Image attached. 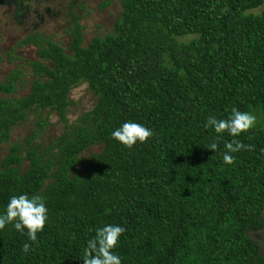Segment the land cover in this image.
<instances>
[{
  "label": "trees",
  "instance_id": "obj_1",
  "mask_svg": "<svg viewBox=\"0 0 264 264\" xmlns=\"http://www.w3.org/2000/svg\"><path fill=\"white\" fill-rule=\"evenodd\" d=\"M77 20L65 47L38 32L20 41L41 59L24 96L8 97L21 70L0 81V144L37 114L0 161V214L21 194L48 209L35 243L27 229L0 230V264H83L107 224L126 229L113 250L122 264H264L250 233L264 230V0H120L110 32L85 44ZM82 84L96 101L71 124L70 92ZM233 107L256 127L239 137L204 127ZM51 115L63 130L44 144ZM127 121L154 135L125 147L111 133ZM233 139L254 147L227 165ZM92 146L100 150L84 155Z\"/></svg>",
  "mask_w": 264,
  "mask_h": 264
},
{
  "label": "rangeland",
  "instance_id": "obj_2",
  "mask_svg": "<svg viewBox=\"0 0 264 264\" xmlns=\"http://www.w3.org/2000/svg\"><path fill=\"white\" fill-rule=\"evenodd\" d=\"M105 0H31L28 2L29 12L22 5L17 6L9 1H0V81L15 69L22 71L16 83L18 92L8 97H21L28 92L33 72L30 63L40 61L38 48L32 44H20L27 35L38 32L49 37L53 42L67 46L69 32L73 27L72 17H78L77 22L82 26L83 44L92 37L103 36L110 32L116 15L120 10V0H107L110 3L102 8L100 4ZM40 4L39 13L35 10ZM48 9V10H47ZM16 10H20L16 13ZM11 58V59H10ZM70 99L75 102L69 106L68 118L72 124L81 114L90 110L95 96L86 84H82L70 92ZM37 114L28 113L25 121L11 129L8 143L0 144V161L6 155L7 148L15 141L22 142L32 134ZM44 115H42L43 117ZM63 122L56 115H51L46 128L40 133V140L45 144L52 137L62 133ZM99 146H92L83 154L98 152ZM264 218V217H263ZM261 241V254L264 255V230L250 232Z\"/></svg>",
  "mask_w": 264,
  "mask_h": 264
},
{
  "label": "clouds",
  "instance_id": "obj_3",
  "mask_svg": "<svg viewBox=\"0 0 264 264\" xmlns=\"http://www.w3.org/2000/svg\"><path fill=\"white\" fill-rule=\"evenodd\" d=\"M257 118L251 112H242L233 107L227 119H217L214 116L207 118L204 125L206 129H214L215 133H229L233 137H239L242 133L254 129ZM154 135L153 131L145 125L137 122L127 121L119 128L115 129L111 136L114 140L123 144L127 148H132L137 142L146 143ZM217 140L220 139L218 135ZM254 146L245 145L238 139H233L225 144L223 163L232 165L235 163L233 153L242 150H252ZM218 143L213 142L208 145V149L215 152ZM48 221V209L43 197L26 194L14 195L10 198L6 212L0 214V230L6 225L13 224L17 232L23 233L27 229V236L33 243L37 241V234L42 232ZM123 226L107 224L95 230L94 238L87 242L83 250V264H122L119 255L113 251L119 244V238L125 233ZM31 245L25 243L23 251L27 253Z\"/></svg>",
  "mask_w": 264,
  "mask_h": 264
},
{
  "label": "flooded vegetation",
  "instance_id": "obj_4",
  "mask_svg": "<svg viewBox=\"0 0 264 264\" xmlns=\"http://www.w3.org/2000/svg\"><path fill=\"white\" fill-rule=\"evenodd\" d=\"M0 1H1V0H0ZM6 1H9V2H10V0H6ZM29 1H31V0H29ZM40 4H41V3H39L38 6H37V8L35 9V10L37 11V13H39V7H40ZM20 5H22V7L25 8V9L27 10V12L30 11V10H29V7H28V0H25V1L22 0L21 3L19 4V6H20ZM47 10H48V9H47Z\"/></svg>",
  "mask_w": 264,
  "mask_h": 264
}]
</instances>
